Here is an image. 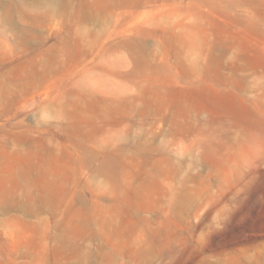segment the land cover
<instances>
[{
  "label": "rangeland",
  "instance_id": "1",
  "mask_svg": "<svg viewBox=\"0 0 264 264\" xmlns=\"http://www.w3.org/2000/svg\"><path fill=\"white\" fill-rule=\"evenodd\" d=\"M0 264H264V0H0Z\"/></svg>",
  "mask_w": 264,
  "mask_h": 264
}]
</instances>
